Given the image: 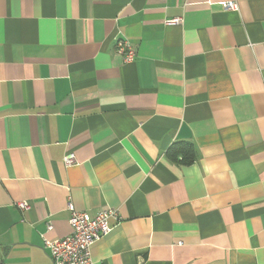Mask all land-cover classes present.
<instances>
[{"label": "crops", "instance_id": "crops-1", "mask_svg": "<svg viewBox=\"0 0 264 264\" xmlns=\"http://www.w3.org/2000/svg\"><path fill=\"white\" fill-rule=\"evenodd\" d=\"M224 1L0 0V264L69 205L119 213L94 264H264V0Z\"/></svg>", "mask_w": 264, "mask_h": 264}, {"label": "built area", "instance_id": "built-area-1", "mask_svg": "<svg viewBox=\"0 0 264 264\" xmlns=\"http://www.w3.org/2000/svg\"><path fill=\"white\" fill-rule=\"evenodd\" d=\"M225 10L236 11L239 5L236 1H224ZM181 19L167 21V24L180 23ZM117 52L122 55L126 63H132L137 56L136 49L128 39L121 37L116 40ZM65 164L70 167L76 165L77 159L74 154H69L65 158ZM22 210L29 209L28 203H18ZM71 218L69 224L72 228L71 233L62 239L44 240V249L48 252L52 264H94L92 258V247L95 243L108 236L112 232L110 220L118 221L119 213L116 209L107 208L99 211L95 216L87 212L76 211L69 205ZM52 225L48 224L47 229L52 230Z\"/></svg>", "mask_w": 264, "mask_h": 264}, {"label": "trees", "instance_id": "trees-1", "mask_svg": "<svg viewBox=\"0 0 264 264\" xmlns=\"http://www.w3.org/2000/svg\"><path fill=\"white\" fill-rule=\"evenodd\" d=\"M168 155L174 159L182 155V161H184L186 164H191L195 161L194 147L188 143H176L170 148Z\"/></svg>", "mask_w": 264, "mask_h": 264}]
</instances>
